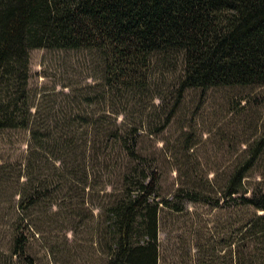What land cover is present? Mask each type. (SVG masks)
I'll use <instances>...</instances> for the list:
<instances>
[{
	"label": "trees",
	"instance_id": "16d2710c",
	"mask_svg": "<svg viewBox=\"0 0 264 264\" xmlns=\"http://www.w3.org/2000/svg\"><path fill=\"white\" fill-rule=\"evenodd\" d=\"M41 46L87 49L97 73L83 97L45 115L27 87L28 51ZM263 85L264 0H0V127L29 130L22 159L0 163V182L22 217L48 191L70 208L97 194L106 264H159V212L174 206L158 198L137 138L167 126L188 89ZM255 96L236 100L252 124L223 181L215 172L187 189L192 201L236 207L228 264H264V124L246 114L264 105ZM23 223L11 228L10 251L33 264Z\"/></svg>",
	"mask_w": 264,
	"mask_h": 264
},
{
	"label": "rangeland",
	"instance_id": "374dc122",
	"mask_svg": "<svg viewBox=\"0 0 264 264\" xmlns=\"http://www.w3.org/2000/svg\"><path fill=\"white\" fill-rule=\"evenodd\" d=\"M96 74L87 49L41 46L28 51V93L40 114H48L57 104L79 100ZM248 94L264 98V85L253 90L188 89L167 126L137 138L149 169L158 174V198L172 199L174 206H163L159 212V264H228L227 241L236 230V207L192 201L187 189L193 182L204 184L215 172L223 181L227 164L243 147L240 140L252 124L243 123L244 114L236 104L239 96ZM246 114L250 121L259 117L264 124V105H255ZM117 121L125 123L121 114ZM28 141V128L0 127V163H18ZM257 164L264 166V153ZM47 187L57 188L56 184ZM4 188L0 182V264H27L10 251L11 228L19 217L33 229L26 246L33 264H106L110 231L100 222L104 215L100 216L95 205L97 194L90 197L89 204L70 208L65 205L68 198L61 199L56 189L48 191L34 202L30 215L22 217Z\"/></svg>",
	"mask_w": 264,
	"mask_h": 264
}]
</instances>
